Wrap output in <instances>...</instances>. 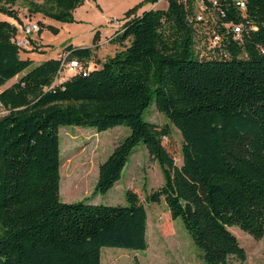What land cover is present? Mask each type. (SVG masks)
<instances>
[{"label":"trees","instance_id":"16d2710c","mask_svg":"<svg viewBox=\"0 0 264 264\" xmlns=\"http://www.w3.org/2000/svg\"><path fill=\"white\" fill-rule=\"evenodd\" d=\"M18 1L0 0V15L19 18ZM26 1L31 14L60 20L72 19L83 2ZM246 3L243 16L235 0H219L220 20L243 21L246 28L213 51L189 18L191 3L169 0L165 9L128 13L111 37L124 48L101 67L61 81L55 79L62 58L33 65L13 41L17 26L0 17V88L20 75L0 91L8 109L0 117V264H101L103 246L148 247V211L135 190H126L127 204L61 200L59 129L68 124L131 129L100 163L94 195L121 178L143 141L163 173L148 201L165 198L205 264L246 260L230 227L264 236V0ZM97 38L95 47L69 45V58L85 66ZM153 100L183 137L181 165L164 144L170 124L143 117Z\"/></svg>","mask_w":264,"mask_h":264},{"label":"rangeland","instance_id":"374dc122","mask_svg":"<svg viewBox=\"0 0 264 264\" xmlns=\"http://www.w3.org/2000/svg\"><path fill=\"white\" fill-rule=\"evenodd\" d=\"M168 3L169 0H83L74 9L72 19L60 20L46 13L31 14L28 1L19 0L14 5L19 18L4 13L0 17L17 26V34L21 32L23 23L39 22L40 30L31 35V42L27 46L20 48V55L25 59H33V65H37L45 59L61 57L69 45L95 47L93 43L96 36L97 42L110 37L116 27L112 24L113 20H126L129 18L128 13L134 16L145 9H165ZM116 45L119 50L124 47L119 42ZM63 74L69 77L74 72L66 68ZM18 78L19 75L6 82L0 91ZM6 113L8 109L0 103V117ZM143 117L159 125L170 124L171 133L164 144L175 162L181 165L183 137L178 128L157 109L155 100L146 108ZM130 131L127 125H116L106 130L75 124L61 126V200L73 202L89 197L92 203L127 204L126 190L129 188L135 190L146 204L148 247L131 249L103 246L101 264H205L200 249L195 245L181 217L172 218L165 198L158 202L148 201V193L162 184L163 173L159 162L150 157L143 141L131 153L121 178L106 193H92L100 163ZM230 230L245 248L247 258L241 261L231 257L228 264H264V236L256 239L237 225L231 226Z\"/></svg>","mask_w":264,"mask_h":264},{"label":"built area","instance_id":"2783aa9c","mask_svg":"<svg viewBox=\"0 0 264 264\" xmlns=\"http://www.w3.org/2000/svg\"><path fill=\"white\" fill-rule=\"evenodd\" d=\"M184 2L186 6L190 3L193 4V13L189 16L191 22L194 23L196 30L198 32V37L201 39V44L205 45L208 49L207 51H213L215 47H220L223 44L224 38L232 33L233 38L238 39L241 37L244 29L246 28L245 22H234L231 21H221L220 13L223 14L224 11L219 6V0H180ZM236 5L239 10L246 16L247 3L246 0H235ZM220 12V13H219ZM112 24L116 26V31L114 35L121 30L123 20L115 19ZM255 28V26H252ZM40 30V24L36 21H29L23 23L21 27V35H15L13 41L19 47H25L31 42V35L34 32ZM264 52V47L262 48ZM205 53V52H203ZM69 51L64 54L60 68L56 75V81L64 76V69H68L74 73L78 71H83L86 73L88 67L78 58H69ZM203 55V54H202Z\"/></svg>","mask_w":264,"mask_h":264},{"label":"crops","instance_id":"0c3cea01","mask_svg":"<svg viewBox=\"0 0 264 264\" xmlns=\"http://www.w3.org/2000/svg\"><path fill=\"white\" fill-rule=\"evenodd\" d=\"M116 31V27L113 28V31H111V35L109 38L105 39V40H100L98 42V47L97 49L94 51V54L92 56L91 59L87 60L85 63V66L88 67V69H93V68H97V67H101L102 63L109 57L111 56V54H115L116 51H118V47L116 45V42L111 41V37L112 34ZM22 32H20L19 34L16 35H21ZM94 45V43H93ZM124 48V47H121ZM64 54L61 55V58H63ZM106 56V58H105ZM58 58V57H57ZM20 76V75H19ZM66 77V75H64L62 78H60L58 81L64 80Z\"/></svg>","mask_w":264,"mask_h":264}]
</instances>
